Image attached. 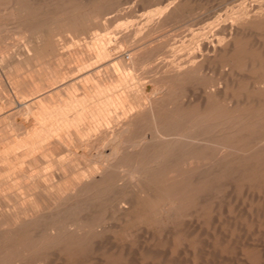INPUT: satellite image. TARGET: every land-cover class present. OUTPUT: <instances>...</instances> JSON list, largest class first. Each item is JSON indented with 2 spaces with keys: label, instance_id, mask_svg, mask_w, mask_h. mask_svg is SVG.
<instances>
[{
  "label": "bare ground",
  "instance_id": "6f19581e",
  "mask_svg": "<svg viewBox=\"0 0 264 264\" xmlns=\"http://www.w3.org/2000/svg\"><path fill=\"white\" fill-rule=\"evenodd\" d=\"M113 5L0 0V83L13 96L6 107L16 110L0 108V264H105V253L123 257L130 249L108 229L134 238L136 225L144 239L153 232L170 239L173 259L186 245L193 261V240L222 202L264 193V0H230L218 12L225 24L195 21V36L182 33L178 19L169 30L154 24L162 30L149 27L156 36L146 42L150 16L147 25L142 14L124 20L128 11ZM138 20L147 34L132 41L128 25L140 31ZM55 47L63 52L52 57L56 67L85 71L68 89L55 74L35 84ZM108 215L114 223L106 228ZM226 232L230 243L235 236ZM257 252L254 264L264 257L263 248ZM247 258L239 261L251 264Z\"/></svg>",
  "mask_w": 264,
  "mask_h": 264
},
{
  "label": "rangeland",
  "instance_id": "374dc122",
  "mask_svg": "<svg viewBox=\"0 0 264 264\" xmlns=\"http://www.w3.org/2000/svg\"><path fill=\"white\" fill-rule=\"evenodd\" d=\"M76 1V0H75ZM78 1V0H77ZM152 1H154V2H152ZM142 2H143V7L141 6V4H142ZM228 2H230V0L229 1H227V0H112V4H114L113 6H112V9H113V11L115 12L116 10V6H115V4L116 3H118L119 5L118 6H122V7H124L123 9L125 10V12L126 11H128V13H126L127 15H126V17L124 18V20H127L128 18H131V19H136L137 20V18L139 19V16H140V18L142 19V15H144V18L146 19L147 18V14H148V17L151 19L149 22L147 21V20H149V18H147L146 20L144 19L142 22H144L145 24L148 22L149 23V25H147L148 26V28L146 27V26H144L145 24H143L140 20H138V21H140L141 23H140V25H139V23H138V25H139V29H140V31L138 30V27H136V30H135V26L134 25H128L130 28H129V31H130V33L127 31V33H129V34H127L128 35V37L130 38V40H132V41H135V40H137L138 39V36L140 37H143V36H146V34H147V39H144V41L146 42V41H148V40H150L151 38H153L154 36H156V34L155 35H153V37H151V35L149 34L150 33V31H151V33H152V31L153 32H155L156 30H157V28H154V26L156 25V24H158L157 26H159L160 28H162L163 29V27L162 26H164V24L163 23H165L166 24V26L165 27H167V28H164L165 30H169L170 28H168V27H171L172 28V26L174 27V22L176 23V20H177V23L178 24H175V26H177V28H180L181 29V31H182V33H185V34H188V36L189 35H191L190 34V31H191V33L193 32V36H195L194 34H198V32L196 31V28H197V25L195 26V24H196V22H197V24L198 23H200V24H202L201 22L203 21L204 22V20L205 21H207V20H214L215 18H217V19H219L218 17H219V14H218V12L222 9L223 10V8L225 7V5L227 4ZM139 3V4H138ZM146 3V4H145ZM153 3V4H152ZM169 3V4H168ZM138 4V5H137ZM157 4V6H155V5ZM159 4V5H158ZM137 5V6H136ZM144 5H145V10H143V8H144ZM178 5H179V7H178ZM140 6V7H139ZM147 6H149V7H147ZM151 6V7H150ZM153 6V7H152ZM155 7V8H154ZM148 8H150V9H148ZM165 8H166V10H167V12H166V10H165ZM175 10H177V11H175ZM139 11V12H138ZM154 11H157V12H154ZM163 11V12H162ZM159 12H162V14L161 13H159ZM190 12V14H188V16L189 15H191V16H193V18H190L191 16H187V13H189ZM147 13V14H146ZM157 13H158V15L159 14H161V15H157ZM165 13L167 14V15H165ZM181 15H180V14ZM139 14V15H138ZM142 14V15H141ZM134 15H138V17H136V16H134ZM151 15H152V17H151ZM163 15V16H162ZM179 15L181 16V17H179ZM183 15V16H182ZM188 17H186V16ZM166 16V17H165ZM170 16V17H169ZM175 16H178V17H176L175 18ZM208 16H209V18H208ZM128 17V18H127ZM165 17V18H164ZM183 17H186V18H183ZM195 17V18H194ZM127 18V19H126ZM155 18V19H154ZM158 18V19H157ZM206 18H207V20H206ZM162 19V20H161ZM172 19V20H171ZM175 20V21H174ZM179 20H180V22H182V23H179ZM182 20V21H181ZM202 20V21H201ZM138 21H136V22H138ZM147 21V22H146ZM155 21L157 22V23H155ZM160 21V22H159ZM165 21V22H164ZM173 23H172V22ZM196 21V22H195ZM153 24H152V23ZM219 22L222 24V25H224L225 24V22H224V19H222V21H220V19H219ZM152 25H151V24ZM161 23V24H160ZM170 23V24H169ZM141 24L144 26V29H145V27H146V32L147 33H145L144 34V31H143V28H141ZM155 24V25H154ZM194 24V26H192V25ZM180 25V26H179ZM153 26V27H152ZM191 26V28L190 29H192V30H190L188 27H190ZM151 28V30L150 31H148L147 29H150ZM156 27V26H155ZM159 27H158V30L157 31H160L161 32V30L159 29ZM183 27L184 28H186V29H183ZM126 29L128 30V27H126ZM152 29H154V30H152ZM183 29V30H182ZM136 31H138L140 34L138 35V32H136ZM142 31V32H141ZM185 34H183L184 36H185V38L187 37L188 38V36H186ZM148 35H150V37L151 38H148ZM157 35H158V33H157ZM182 35V34H181ZM182 35V36H183ZM181 36V37H182ZM140 37V38H141ZM190 37V36H189ZM184 38V37H183ZM189 39H191V38H189ZM8 41V42H7ZM206 40L204 39V42H205ZM261 42H264V35H263V38H261V40H260ZM1 42H2V45L4 44V46L6 45V46H11L12 44H13V41H11V39H10V37H9V35L8 34H2V36H1ZM11 45H10V44ZM133 47V46H132ZM126 49V48H125ZM56 50V51H55ZM14 51H17L16 49H14ZM74 50H72V52H73ZM75 52V51H74ZM125 52V51H124ZM61 53V54H60ZM62 53L63 52H61L59 49H58V47L56 48H54V52H53V50L51 51V58L52 57H54V58H57V55L58 54H60L61 56H62ZM68 53V52H67ZM54 58H52L51 59V62H50V65L48 66V67H46L45 68V70H47L46 71V73H45V77H47V78H43V79H41V81L40 82H38V81H35V84H37V85H43V84H49L50 82H51V76H53L52 74H55L58 78H62L63 76H65V79H63V83H62V85H63V87L62 88H66V89H68V86L69 85H71L72 83H74V82H76V81H72L73 79V77L74 76H79L78 74H80V75H83L84 74V72L85 71H82V72H80V73H75V74H73L72 72H71V70L74 68V66H73V64H67V63H64V64H62V66H60V67H56V64L54 63ZM65 58V57H64ZM63 58V59H64ZM127 58V57H126ZM209 61H210V64L211 65H214V64H216V57H214V58H210L209 59ZM53 66V67H52ZM69 66V67H68ZM101 66V64L99 65V64H96V65H94L93 67H92V69H95V68H99V70H102V68L103 67H100ZM51 67H52V69H51ZM212 68H213V66H211ZM70 70V71H69ZM50 71V72H49ZM51 71H52V73H51ZM63 71V72H62ZM66 71H69V72H66ZM54 72V73H53ZM62 74H61V73ZM72 76V77H71ZM47 80V81H46ZM67 80V81H66ZM71 80V81H70ZM50 81V82H49ZM65 81V82H64ZM32 81H29V83H26L25 85H23V87H21V89L24 91V93L26 94V92H27V90H30L31 89V86H32ZM66 84H68V85H66ZM5 86L6 85H4V83H0V108H2V113L4 114V115H7V114H9V112L10 113H15V111L16 110H13V109H11L10 108V111H9V108L8 107H6V101H8L9 99H13V96L10 94V92H8L9 91V89H8V87L6 86V88H5ZM1 90H2V92H1ZM4 91V92H3ZM5 95V96H4ZM7 98H9V99H7ZM9 112H8V111ZM13 112H12V111ZM96 132H99V130H96ZM244 195V197H243V195ZM241 195H238V196H233V197H231L232 199H230L231 200V202H227L226 203V200L224 201V202H222L221 203V208L222 209H220L218 212H217V214H214V220L212 219V218H210V219H212V220H210V219H208V220H210V221H212L211 223H210V221H209V224H208V231L206 230L207 229V227L205 226L204 227V225H202L201 223H200V227L201 228H203L204 227V231H203V229L201 230L200 229V235H198V236H196L195 237V239L193 240L195 243H196V253H198V254H195V257L197 258V259H195V258H193V261H195V264H238V262H240L241 263V261H239V260H241V258H243V260H245L248 256L251 258V259H249V257L247 258V260H248V262H250L251 264L253 263H255L256 261H258V255L256 254V253H258L257 252V250L258 251H260V248H263L264 249V205H263V203L264 202H262V201H264V193L263 192H261L260 194H255V195H253V196H251L250 194H245V193H242ZM259 195V196H258ZM247 196H248V198H247ZM250 196V197H249ZM255 196V197H254ZM237 197V198H236ZM253 197V198H252ZM256 198V199H255ZM239 199V200H238ZM229 200V201H230ZM260 202H259V201ZM233 201V202H232ZM254 201V202H253ZM224 204H226V205H224ZM250 204V205H249ZM254 204V205H253ZM262 204V205H261ZM252 205V206H251ZM227 206V207H226ZM251 207V208H250ZM226 208V209H225ZM245 208V209H244ZM249 208V209H248ZM260 208H263V210L262 209H260ZM241 209V210H240ZM257 211H256V210ZM247 210V211H246ZM263 212V213H262ZM226 216V217H225ZM253 216V217H252ZM109 219V215L106 217V219H105V221L107 220V222H108V219ZM110 218H112V216L110 215ZM218 218H219V220H218ZM223 219V220H222ZM243 219V220H242ZM111 219H109V221H110ZM112 221V220H111ZM110 221V222H111ZM114 221V220H113ZM107 222H106V228L107 227H110V226H112L111 224H113L114 222H111L110 224L108 223L107 224ZM217 222V223H216ZM247 222V223H246ZM220 223V224H219ZM214 224V225H213ZM216 224V225H215ZM217 224H219V226H220V228H222V227H224L223 229H220V228H217L216 226H218ZM247 224V225H246ZM209 225H210V227H209ZM232 225H236L235 226V229H234V226H232ZM142 226H144V225H142ZM215 226V227H214ZM218 226V227H219ZM257 226V227H256ZM129 227H133L132 225L130 226H127L126 228H129ZM226 227V228H225ZM230 227V228H229ZM251 227V228H250ZM259 227V228H258ZM122 228H123V226H122ZM140 228H141V226L139 225V226H135L134 227V232H137V233H133V234H131L132 236H134V234H136L135 236H134V238H132L131 236H129L128 234L127 235H123V234H126L125 232L123 233V231L121 230V229H116V228H112V229H108V231L107 232H109L108 234H106V236H108L109 238L110 237H113L114 238V240L116 241V243H118V244H126V245H128V249H129V247H130V249H129V253L128 254H126V255H124L123 257H118L117 256V254H115V255H112L111 256V254L109 255L108 254V252L107 253H105V255L102 253V255H104L103 257H104V261L107 263V261H108V256H110L109 258L111 259V263H113V264H153V262H155L154 264H170V263H175V264H177V263H179V264H185V263H188L189 261V263L188 264H192L193 263V261H192V257H191V254L188 252V251H186V245H184V249H183V245H181V248H179V250L180 251H178V253H176V255H174V259H173V255L172 256H170L169 255V251H168V246L166 247V245H168L169 244V247H171L172 245V243H171V240L170 239H166L165 238V236L164 235H161V236H157V235H155V232H153L154 233V236H153V238H152V241L150 240V237H151V235H149V236H147L146 238L147 239H144L143 237H144V234H143V230H142V232H141V230H140ZM210 228H211V230H210ZM215 228L216 230L214 231V232H212L213 231V229ZM217 229H218V231H217ZM224 229H225V231H227L226 232V235L227 236H229L230 234H232L233 235V239L231 240V242L230 243H232L231 245L233 246H236V243H238L237 244V246L236 247H232L231 245H229L230 243H228L227 241H225L226 240V238L227 237H225V239L223 240V238H224V236L222 235V233L220 234V231H222L223 230V232H224ZM227 229H230V230H227ZM238 229V230H237ZM107 230V229H106ZM111 230V231H110ZM140 231V232H139ZM241 231V232H240ZM206 232V233H205ZM237 232H239V233H237ZM141 233H142V235H141ZM210 234V235H206V234ZM211 233H212V235H211ZM243 233V234H242ZM199 234V233H198ZM247 234V235H246ZM112 235V236H111ZM140 235V236H139ZM243 235V236H242ZM261 237H260V236ZM123 236V238H121ZM126 238H128V236H129V238H131L130 240H128V239H126ZM143 236V237H142ZM211 237V241H210V238L209 237ZM218 236H220V237H218ZM249 236V237H248ZM253 238H252V237ZM117 237V238H116ZM202 238V239H199V238ZM205 237V238H204ZM206 237H208L207 239H206ZM243 237H245L244 239H243ZM249 239H248V238ZM155 238V239H154ZM163 238V239H162ZM212 238H213V240H212ZM216 238V239H215ZM220 238V239H219ZM252 240H251V239ZM124 239V240H123ZM136 239V240H135ZM192 238H190V240H191ZM246 239V240H245ZM145 240V241H144ZM162 240V241H161ZM167 240V241H166ZM168 240H169V242L171 243H169L168 242ZM200 240V241H199ZM208 242H207V241ZM215 240V241H214ZM216 240H217V242H220L221 240V243H215L216 245H214V243L213 242H216ZM219 240V241H218ZM237 240V241H236ZM257 240H259V241H257ZM262 240H263V242H262ZM123 241L125 242V243H123ZM182 241V240H181ZM199 241V242H198ZM207 243H206V242ZM235 243H234V242ZM250 241V242H249ZM257 241V242H256ZM127 242H128V244H127ZM132 242V243H131ZM148 242H150V243H148ZM166 242V243H165ZM211 242L213 243V244H211ZM240 242V243H239ZM246 242V243H245ZM262 242V243H261ZM132 244V246H131V244ZM152 243V244H151ZM200 243V244H199ZM204 245H203V244ZM251 243V244H250ZM260 243L262 244V245H260ZM143 244V245H142ZM146 244H148V248H147V246H146ZM250 244V245H249ZM136 245V246H135ZM150 245V246H149ZM200 245V246H199ZM212 245V246H211ZM222 247H221V246ZM224 245V246H223ZM225 245H229V246H231V248L229 247V246H227V248H226V246ZM242 248V249H240L239 250V246ZM244 245V246H243ZM249 245V246H248ZM257 245L260 247H257ZM198 246V247H197ZM203 246V247H202ZM205 246V247H204ZM216 246V247H215ZM246 246H248L249 248H250V250L248 249V247H246ZM263 246V247H262ZM144 247V248H143ZM146 247V248H145ZM153 247H154V249H153ZM208 247H210L209 249H208ZM215 249V251H214V249ZM244 247V248H243ZM252 247H254L253 249L256 251H254L253 249H252ZM152 248V249H151ZM202 248H205V249H202ZM229 248V249H228ZM234 250H233V249ZM249 251V253H251V254H249L248 253V251L246 250V249ZM259 248V249H258ZM153 250L152 252H151V250ZM157 249V251L155 252V250ZM199 249V250H198ZM213 249V250H212ZM232 249V250H231ZM246 250V251H241V250ZM160 250H162L161 252H160ZM163 250H164V252H163ZM211 250V251H210ZM251 250H252V252H251ZM136 251V252H135ZM182 251V252H181ZM186 252V255H184L183 254V252ZM199 251V252H198ZM240 251H241V253H243V254H240ZM153 252H155V253H153ZM181 252V253H180ZM205 252V253H204ZM218 252V253H217ZM219 252H220V254H219ZM255 252V253H254ZM152 253L153 254H156V255H152ZM199 253H201V254H199ZM209 253V254H208ZM239 253V255H236V254H238ZM245 253H246V258L243 256V255H245ZM99 254V255H98ZM157 254H159V255H157ZM179 254V255H178ZM254 254V255H253ZM255 254H256V256H255ZM102 255H100V253H97V257L99 258L100 256H102ZM106 255H107V258H106ZM142 255V256H141ZM208 255H209V257H208ZM253 255V256H252ZM116 256V257H115ZM138 256V257H137ZM141 256V257H140ZM156 256V257H155ZM162 256V257H161ZM163 256H165V257H163ZM182 256V257H181ZM189 256V257H188ZM200 256V257H199ZM205 256V257H204ZM92 257H94V258H96V254H95V256H92ZM92 257H90V259L89 260H93V259H91ZM103 257L101 258L102 260H103ZM112 257H113V259H112ZM118 257V258H117ZM157 257H159V258H157ZM170 257H172V258H170ZM181 257V258H180ZM187 257V259L186 260H184L185 258ZM207 257V258H206ZM239 259H238V258ZM120 258H122V259H120ZM130 258H131V260H130ZM142 260H141V259ZM152 258H154V259H152ZM160 258H165V262H163L162 263V261H164V260H162V259H160ZM176 258V259H175ZM180 258V259H179ZM183 258V259H182ZM201 258H203V259H201ZM237 258V259H236ZM49 259H53V258H49ZM129 259V260H128ZM158 259V260H157ZM159 259H160V261H159ZM181 262H179L178 260ZM210 259V260H209ZM253 259V260H252ZM51 260H48V261H51ZM107 260V261H106ZM162 260V261H161ZM167 260H168V262H167ZM172 260V262H170ZM175 260H177V262L175 261ZM108 261V262H109ZM151 261V262H150ZM212 261V262H211ZM255 261V262H254ZM262 261V262H261ZM109 262V264H111ZM161 262V263H160ZM183 262V263H182ZM259 262H260V264H264V257H262V258H260L259 259ZM46 263H48V262H46ZM49 263H51V262H49ZM48 263V264H49ZM105 263V264H106ZM241 264H244L243 262L241 263Z\"/></svg>",
  "mask_w": 264,
  "mask_h": 264
}]
</instances>
